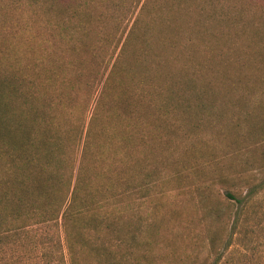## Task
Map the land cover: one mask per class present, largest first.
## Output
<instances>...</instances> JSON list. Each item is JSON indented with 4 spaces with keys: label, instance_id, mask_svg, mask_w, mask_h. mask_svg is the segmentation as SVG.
I'll use <instances>...</instances> for the list:
<instances>
[{
    "label": "trees",
    "instance_id": "16d2710c",
    "mask_svg": "<svg viewBox=\"0 0 264 264\" xmlns=\"http://www.w3.org/2000/svg\"><path fill=\"white\" fill-rule=\"evenodd\" d=\"M239 1L26 0L42 29H0V264L160 260L151 203L166 184V139L195 141L225 108L262 113L245 135L261 160L247 155L245 173L264 165V47L198 29L261 37V0ZM206 36L215 44L200 50ZM221 181L206 257L189 264H264V177L245 193Z\"/></svg>",
    "mask_w": 264,
    "mask_h": 264
},
{
    "label": "rangeland",
    "instance_id": "374dc122",
    "mask_svg": "<svg viewBox=\"0 0 264 264\" xmlns=\"http://www.w3.org/2000/svg\"><path fill=\"white\" fill-rule=\"evenodd\" d=\"M243 1L246 0L239 1L240 6L245 3ZM262 5L264 0H261L260 6ZM39 13L40 9L28 5L26 0H0V29H42L34 22ZM261 22L264 24V19ZM225 25L199 24L198 29H215L219 34L228 32L226 34L232 36L230 41L233 39L234 42L236 39V45L241 47L245 44L264 47V34L255 38L251 34V30L258 29H227ZM262 30L264 32V27ZM218 42L229 43L223 41L222 37H218ZM213 43L206 36L198 42V47L206 51L212 48ZM262 88L264 89V80ZM236 93L243 95L245 91ZM261 115L256 110L250 113L248 108H225L222 113L224 123L214 122L194 131L195 141L189 142L180 138L178 143H172L166 139V184L162 187L163 191L153 197L151 203L154 214H160V233L157 240L162 243L163 250L154 254L160 260H152L149 264L161 261L164 264H189L191 259L200 258L202 261L206 257V236L203 230L204 226H209L205 223H210L211 216L205 211L207 205L211 206V202L216 200L217 194L225 193L227 187H222L224 183L221 178L237 180L240 185L238 190L245 193L248 187L245 186L246 181L252 182L254 178L264 177V171L260 170L264 169V165L251 173H245L248 169L244 167L245 160L249 158L255 163L261 160L259 158L262 148H252L245 136L250 131V126L258 124ZM173 151L179 152V159L172 156ZM247 164L248 168L252 166L250 162ZM262 224L264 227V222ZM256 238L264 244V236ZM234 248L239 253L247 251V247L240 242Z\"/></svg>",
    "mask_w": 264,
    "mask_h": 264
}]
</instances>
